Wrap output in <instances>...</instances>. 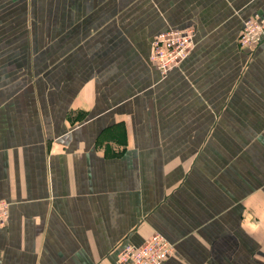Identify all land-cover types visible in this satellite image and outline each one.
I'll return each instance as SVG.
<instances>
[{
  "label": "crops",
  "instance_id": "1",
  "mask_svg": "<svg viewBox=\"0 0 264 264\" xmlns=\"http://www.w3.org/2000/svg\"><path fill=\"white\" fill-rule=\"evenodd\" d=\"M264 0H0V264H264ZM192 26L162 75L151 41ZM75 108L82 116L75 118Z\"/></svg>",
  "mask_w": 264,
  "mask_h": 264
},
{
  "label": "built area",
  "instance_id": "2",
  "mask_svg": "<svg viewBox=\"0 0 264 264\" xmlns=\"http://www.w3.org/2000/svg\"><path fill=\"white\" fill-rule=\"evenodd\" d=\"M192 26L168 28L156 33L151 41L150 59L162 75L179 65L195 43ZM264 40V14L254 13L243 19L238 35L241 46H251ZM9 201L0 197V229L7 223ZM174 250V244L161 232L153 231L140 244H126L117 252L119 264H162Z\"/></svg>",
  "mask_w": 264,
  "mask_h": 264
},
{
  "label": "rangeland",
  "instance_id": "3",
  "mask_svg": "<svg viewBox=\"0 0 264 264\" xmlns=\"http://www.w3.org/2000/svg\"><path fill=\"white\" fill-rule=\"evenodd\" d=\"M73 116H75V118H77V117H80V116H82V112H78L75 108H73V109H71L70 111H69Z\"/></svg>",
  "mask_w": 264,
  "mask_h": 264
}]
</instances>
